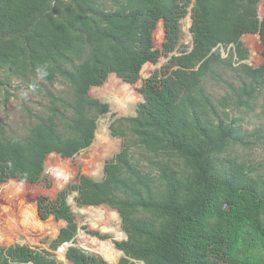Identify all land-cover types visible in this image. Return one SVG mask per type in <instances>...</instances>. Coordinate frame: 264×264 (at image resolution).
I'll use <instances>...</instances> for the list:
<instances>
[{"label": "trees", "instance_id": "16d2710c", "mask_svg": "<svg viewBox=\"0 0 264 264\" xmlns=\"http://www.w3.org/2000/svg\"><path fill=\"white\" fill-rule=\"evenodd\" d=\"M260 1L0 0V72L30 83L40 76L50 85L61 78L69 88L65 96L47 92L46 115L28 111L33 123L24 136L13 135L0 119V184L42 181L48 154L73 158L88 148L99 117L109 112V104L91 97L89 89L111 73L134 84L144 64L168 58L164 71L143 80L136 115L120 118L124 130L110 126L114 135L130 132L148 171L124 145L106 161L101 180L79 173L58 192L61 200L77 192L78 206L115 209L127 236L114 241L123 253L117 263L72 245L65 250L72 264H264V174L253 177L224 156L231 146L251 144L228 109L251 110L264 89V62H244L249 51L241 40L258 34L264 59ZM189 9L192 43L179 50L181 20ZM160 20L164 41L157 48L153 33ZM229 46L233 51L224 58L220 48ZM220 68L244 81L237 88L226 82L228 94L216 101L204 82L221 79ZM254 134L264 141L259 131ZM50 170L56 187L73 176L64 165ZM7 187L2 184L0 192ZM36 213L33 207L30 224L42 222ZM38 213L67 223L55 250L77 241L68 205L41 196ZM90 233L100 238L80 236L106 238ZM0 264L59 263L47 250L13 244L0 246Z\"/></svg>", "mask_w": 264, "mask_h": 264}, {"label": "rangeland", "instance_id": "374dc122", "mask_svg": "<svg viewBox=\"0 0 264 264\" xmlns=\"http://www.w3.org/2000/svg\"><path fill=\"white\" fill-rule=\"evenodd\" d=\"M257 9L259 18H264V0L258 3ZM158 24L153 33V42L155 47L161 48L164 35L160 36ZM190 25L191 9H189L188 15L181 20L182 36L178 47L179 50L191 46L192 36L189 31ZM251 39H253V41ZM241 40L244 47L249 51L248 59L244 62L252 67L261 66L264 59L262 56L263 47L260 43L259 35L244 34ZM231 51H233L231 46L227 49L220 48V52L224 58H228ZM167 61L168 58L162 56L156 64L146 63L149 64L146 73L141 75L140 71L139 79L134 84L125 83L114 73H111L101 86L91 87L88 91L91 97L109 104V112L101 115L98 119L93 143L88 148L77 153L73 158H64L58 154H48L44 162L42 174L44 180L42 181L38 179L37 182L32 183L10 179L2 183L6 184L8 187L0 192V223L3 222L0 225V246H10L13 244L28 245L32 248L44 249L51 252L59 264H72L65 257L63 248H58L56 250L54 248L56 242L62 238L61 234L63 229L66 228L67 223L64 220H57L54 215H51L47 219H43L39 216L38 199L41 196H48L56 199L59 207L66 204L70 207L71 211L75 213L76 218H74V221L78 225L76 231L77 241L72 243V245H74L72 247H80L100 257H102L101 254L96 252L93 247H97L104 242H109L116 249L114 241L122 240L125 234L121 228V218L115 209L106 205L78 206L75 201L78 195L77 192L69 194L65 200H61L57 195L58 192L64 190L69 183L75 182L76 176L79 173L95 180H101L104 176L106 161L118 153L124 145L131 147V152L137 156V159L141 158V169L148 171L149 166L147 160L142 158L141 150L136 145L130 132L126 131L125 137L121 136V134L114 135L110 130V126L113 131L124 130V123L120 121V118L136 115L137 104L144 99L138 91L143 87V80L148 78L154 71L163 70L167 65ZM237 65L238 63H235V66ZM219 72L222 75L221 79L207 77L204 82L207 92L216 101L228 94L229 90L226 82L237 88L244 81V78L240 77L235 71L220 68ZM0 80L5 82L4 85H0V119L8 125L12 134L15 136H24L28 133L29 127L33 123V119H30L28 116V111L33 115L47 114V108L50 106V99L47 92H53L56 95L61 94L64 96L69 92L68 85L61 78L57 79L53 85H50L40 79V76L34 82L30 83L23 82L15 77L6 78V75L0 72ZM126 85L132 87V90L126 91ZM123 92H133L134 99L122 109L118 107V101L123 98ZM228 111L230 113V118L237 120L234 125L240 128L243 134L247 135V140H249L251 144L248 146H231L224 154L225 159L243 165L253 177L254 174H264V141L261 138H257V135L254 134L255 131H259V136L264 135V89L258 92V97L253 103L251 110L244 111V109L235 110L230 108ZM99 136L102 137L101 142L98 141ZM94 146L96 148L95 154L92 149ZM50 156H58V163L56 165H46V161ZM65 160H69V162L65 163ZM61 165H64L67 170L69 168L72 169L73 176L63 183L62 186L56 187L54 171L49 169ZM69 165H72V167ZM2 184H0V186ZM19 202L22 208L21 211L18 209ZM33 207L36 209L38 219L42 221L36 225L30 224ZM87 207H93L98 213V217H96L94 221L81 212V209ZM5 212L8 214V217ZM9 215L11 217H9ZM45 225L48 226L49 230H42V227ZM82 232L90 236H96L90 232H98L105 235L106 238L102 240L93 238L86 239L80 236ZM117 251L119 253L111 260L102 258L108 262H115L121 257L120 251Z\"/></svg>", "mask_w": 264, "mask_h": 264}, {"label": "bare ground", "instance_id": "6f19581e", "mask_svg": "<svg viewBox=\"0 0 264 264\" xmlns=\"http://www.w3.org/2000/svg\"><path fill=\"white\" fill-rule=\"evenodd\" d=\"M158 32L160 33V36H163L164 35V28H163V21H160V23L158 24ZM254 39V38H253ZM253 39H251L253 41ZM149 67V64H145L143 66V68L141 69V75H144L146 73V69ZM109 84V83H108ZM112 84V83H111ZM125 87H127V90L126 91H131L132 87H129V85H126ZM109 88V87H108ZM124 93V92H123ZM133 93V92H132ZM131 92H126L124 93L123 95V98L120 99L118 101V107L119 108H124L125 106H127L133 99H134V94H132ZM99 142L102 141V137L99 136ZM97 142V141H96ZM98 142V143H99ZM97 144V143H96ZM95 144V145H96ZM102 148V147H101ZM93 149V152L94 154L96 153L95 151V146L92 147ZM57 158L58 156H50L47 161H46V165L47 166H54L58 163L57 161ZM53 168V167H52ZM51 169V168H50ZM49 169V170H50ZM10 196V194H9ZM12 196V195H11ZM1 199V198H0ZM5 199V198H4ZM2 205V204H1ZM7 205V204H6ZM3 210V209H2ZM81 212H83L84 214H86L92 221H94L96 219V217H98V213L95 211V209L93 207H87V208H84V209H81ZM6 213V212H5ZM6 216L8 217V214L6 213ZM9 217H11L9 215ZM3 222L0 223V225L2 224ZM11 223V222H10ZM11 225V224H10ZM13 226V225H12ZM11 226V227H12ZM4 227V226H2ZM1 228V227H0ZM5 229V228H4ZM42 230H49L48 226H43L42 227ZM6 231V229H5ZM19 231V230H18ZM3 233V232H2ZM13 233V232H12ZM4 234V233H3ZM7 237V236H6ZM68 246H72V242L70 241L63 249L64 251L66 250V248ZM93 249L98 252L99 254H101V256L107 260H111L113 259V257L119 253L113 246L111 243L109 242H104L102 243L101 245H98L97 247H93ZM64 253V252H63ZM121 253V252H120ZM110 262V261H109ZM70 264V263H68Z\"/></svg>", "mask_w": 264, "mask_h": 264}, {"label": "water", "instance_id": "95a60500", "mask_svg": "<svg viewBox=\"0 0 264 264\" xmlns=\"http://www.w3.org/2000/svg\"><path fill=\"white\" fill-rule=\"evenodd\" d=\"M145 65V64H144ZM68 239H70V238H68ZM67 239V240H68ZM124 239H127V236H126V234H125V236H124V238L122 239V240H124ZM67 240H65V241H67ZM65 241H63L62 243H64ZM121 252V251H120ZM123 255V253L121 252V256ZM119 261V259L117 260V261H115V262H109V263H117Z\"/></svg>", "mask_w": 264, "mask_h": 264}]
</instances>
